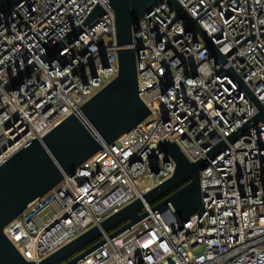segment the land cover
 <instances>
[{"label":"built area","instance_id":"2783aa9c","mask_svg":"<svg viewBox=\"0 0 264 264\" xmlns=\"http://www.w3.org/2000/svg\"><path fill=\"white\" fill-rule=\"evenodd\" d=\"M225 62L165 2L141 17L139 97L149 116L29 203L3 233L21 257L38 263L119 211L174 172L159 143H175L190 161L250 120L257 108L231 69L264 105V0H176ZM104 11L52 61L46 49ZM133 44V45H134ZM109 0H23L0 17V166L41 139L118 73ZM28 78L6 85L27 65ZM154 169V170H153ZM202 204L178 222L170 204L105 242L77 264H264V125L248 132L200 171ZM158 202V201H157Z\"/></svg>","mask_w":264,"mask_h":264},{"label":"water","instance_id":"95a60500","mask_svg":"<svg viewBox=\"0 0 264 264\" xmlns=\"http://www.w3.org/2000/svg\"><path fill=\"white\" fill-rule=\"evenodd\" d=\"M23 0H0V17L9 16L15 6ZM165 2L181 15L185 24L203 38L211 55L225 62L210 39L203 33L195 19L182 10L176 0H109L114 12L118 73L117 76L80 106V113L71 114L45 134L34 139L13 154L0 166V264H77L87 254L103 245V234L116 237L147 216L143 201L153 204L151 211H160L170 204L176 220L186 222L202 204L200 171L209 160L223 152L256 124L264 125V105L242 83L231 70L228 74L246 91L257 108L256 114L240 128L232 132L225 141L210 149L207 158L190 162L173 142L162 141L159 148L175 163L173 175L142 197L135 199L116 213L78 235L38 263L25 261L3 233L4 227L17 218L36 198L52 190L65 175L72 174L83 162L110 144L122 134L129 132L145 120L149 109L139 97L137 82L138 43L133 34L141 17L150 13L157 4ZM104 11L96 5L80 26L73 29L62 41L46 49L43 61H52L64 42L75 40L83 29L92 26ZM134 44V45H133ZM35 64H30L12 78L4 88L13 90L23 79L29 77ZM154 170V169H153ZM158 201V202H157Z\"/></svg>","mask_w":264,"mask_h":264}]
</instances>
